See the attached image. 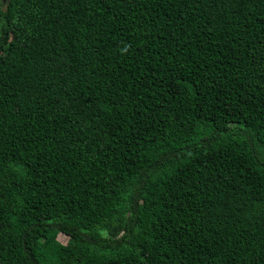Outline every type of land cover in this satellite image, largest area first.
I'll use <instances>...</instances> for the list:
<instances>
[{
  "label": "trees",
  "instance_id": "1",
  "mask_svg": "<svg viewBox=\"0 0 264 264\" xmlns=\"http://www.w3.org/2000/svg\"><path fill=\"white\" fill-rule=\"evenodd\" d=\"M0 264H264V0H0Z\"/></svg>",
  "mask_w": 264,
  "mask_h": 264
},
{
  "label": "flooded vegetation",
  "instance_id": "2",
  "mask_svg": "<svg viewBox=\"0 0 264 264\" xmlns=\"http://www.w3.org/2000/svg\"><path fill=\"white\" fill-rule=\"evenodd\" d=\"M2 2H3V3H5V2H6V0H2Z\"/></svg>",
  "mask_w": 264,
  "mask_h": 264
}]
</instances>
